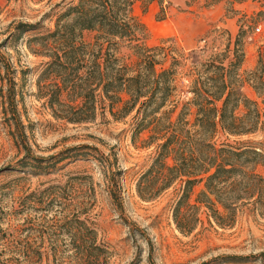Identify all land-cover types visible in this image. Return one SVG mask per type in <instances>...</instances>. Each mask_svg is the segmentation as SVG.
Masks as SVG:
<instances>
[{
    "label": "rangeland",
    "instance_id": "374dc122",
    "mask_svg": "<svg viewBox=\"0 0 264 264\" xmlns=\"http://www.w3.org/2000/svg\"><path fill=\"white\" fill-rule=\"evenodd\" d=\"M71 1L75 0H0V50L14 69L4 80V70L0 71V227L6 231L0 258H7L15 247L57 245V256L49 251L40 264H69L63 251L69 237L54 235L55 229L40 234L41 217L86 210L99 238L108 245V264H264V193L261 203H247L231 225L224 226L196 200L201 183L190 197V202L199 206L200 222L192 232H181L173 214L182 193L181 181L151 200L143 199L137 191L139 177L152 164L161 142L151 140L152 127L134 136V112L126 117L107 112L91 122H67L54 117L38 96V76L46 58L35 52L36 44L29 40L54 29ZM262 10L264 0H156L146 12L140 1L134 6L148 28L146 44L155 46L169 40L190 55L188 64L203 61L228 45L232 50L243 28L240 83L243 92L264 111L263 99L249 79L264 50V15L258 14ZM19 22L35 26L19 34ZM94 37L92 31L83 34L87 43H93ZM118 56L127 63L136 60L125 43ZM10 79L18 92L29 154L22 144H16L11 135L14 126L3 112L2 94ZM178 84L181 102L171 112V120L186 112L193 122L196 109L188 102L192 96L187 92L188 77H179ZM215 139L218 144L256 145L264 152V126L239 136L220 131ZM256 172L264 177V165H257ZM51 185H60L63 191L55 193V207L47 212L38 204V193ZM51 194L46 193L44 199L52 198ZM216 208L223 211L219 204ZM134 227L138 228L135 232Z\"/></svg>",
    "mask_w": 264,
    "mask_h": 264
},
{
    "label": "trees",
    "instance_id": "16d2710c",
    "mask_svg": "<svg viewBox=\"0 0 264 264\" xmlns=\"http://www.w3.org/2000/svg\"><path fill=\"white\" fill-rule=\"evenodd\" d=\"M138 1L146 12L156 0L71 1L54 29L32 37L29 42H35V52L46 58L38 76V96L45 100L54 117L71 123L91 122L98 114L107 112L115 117L134 112V136L152 127L151 140H161L152 164L139 177V195L151 200L181 181L182 193L173 214L177 228L189 233L200 222L199 206L192 204L190 197L194 187L203 183L196 200L214 214L219 224L231 225L238 210L247 203H261L264 193V177L256 172L257 165H264L262 148L218 144L215 139L220 131L239 136L264 126V111L257 100L243 92L240 83L239 71L244 62L241 34L245 30L241 28L232 50L228 45L203 61L197 59L188 64L190 55L169 40L155 46L146 44L148 28L134 11ZM258 14L264 15V11ZM34 26L19 22L16 29L21 34ZM85 31L95 32L93 43L83 40ZM122 43L132 50L134 62L127 63L118 56ZM1 70L2 80L14 71L0 50ZM181 76L189 79L187 92L192 96L188 102L196 109L193 122L187 119L186 112L171 120V112L181 102ZM249 79L264 102V50ZM17 95L15 82L10 79L2 94L3 112L7 122L14 126L11 135L16 144H22L29 154ZM62 191L60 185L45 187L38 193V204L44 211L53 210V197ZM46 193H52V198L45 200ZM46 215L41 217L44 224L39 233L45 235L55 229L54 235L69 237L63 250L69 264H108V245L99 238L86 210L57 214L50 219ZM135 229L138 228L132 231ZM0 233L2 244L6 231L0 227ZM48 248L15 247L7 258H0V264H40L49 251L57 256V245Z\"/></svg>",
    "mask_w": 264,
    "mask_h": 264
}]
</instances>
